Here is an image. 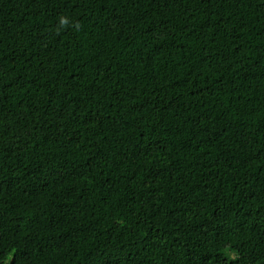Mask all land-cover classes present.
<instances>
[{
  "label": "trees",
  "instance_id": "trees-1",
  "mask_svg": "<svg viewBox=\"0 0 264 264\" xmlns=\"http://www.w3.org/2000/svg\"><path fill=\"white\" fill-rule=\"evenodd\" d=\"M0 264H264V0H0Z\"/></svg>",
  "mask_w": 264,
  "mask_h": 264
},
{
  "label": "clouds",
  "instance_id": "clouds-1",
  "mask_svg": "<svg viewBox=\"0 0 264 264\" xmlns=\"http://www.w3.org/2000/svg\"><path fill=\"white\" fill-rule=\"evenodd\" d=\"M61 23L63 24V23H65L64 21H61Z\"/></svg>",
  "mask_w": 264,
  "mask_h": 264
}]
</instances>
